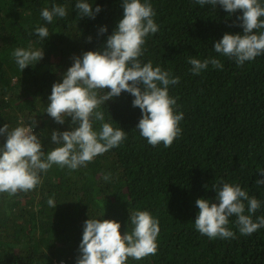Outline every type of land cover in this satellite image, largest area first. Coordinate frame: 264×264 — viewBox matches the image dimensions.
<instances>
[{
  "label": "trees",
  "instance_id": "16d2710c",
  "mask_svg": "<svg viewBox=\"0 0 264 264\" xmlns=\"http://www.w3.org/2000/svg\"><path fill=\"white\" fill-rule=\"evenodd\" d=\"M77 2L0 0V127L35 119L33 130L45 152L56 147L54 129L70 130L71 117L59 124L45 112L53 84L62 82L73 57L102 49L124 14L123 0H88L101 11L95 18L80 17ZM149 2L159 31L145 38L140 59L180 78L169 86V95L178 98L176 110L184 114L181 135L170 147L148 144L136 128L142 112L128 92L101 105L104 122L123 128L127 139L76 170L53 165L40 173L42 183L34 190L11 197L0 193V264H76L86 220H116L123 235L131 231L129 216L137 210L158 218V249L138 261L129 257L127 264H264V228L241 235L233 216L227 227L235 238L210 239L194 223L196 200L218 202L213 185L220 182L238 184L264 202V185L256 184L264 178L259 172L264 169V54L238 66L214 51L225 33H243L240 10L229 15L220 5L195 0ZM53 4L66 7L68 15L49 23L40 13ZM38 26L47 27L49 37L41 40ZM102 26L107 31L101 34ZM21 47L43 48V58L21 71L12 55ZM189 57H214L223 68L209 64L193 75ZM100 127L97 121L95 130ZM5 140L0 136V145ZM106 173L109 181L103 179ZM260 216L264 206L253 220Z\"/></svg>",
  "mask_w": 264,
  "mask_h": 264
},
{
  "label": "clouds",
  "instance_id": "9594fccd",
  "mask_svg": "<svg viewBox=\"0 0 264 264\" xmlns=\"http://www.w3.org/2000/svg\"><path fill=\"white\" fill-rule=\"evenodd\" d=\"M195 2L213 8L220 5L229 15L237 10L242 12L237 21L243 33H225L214 43L216 53L233 59L238 66L264 54V31H257L264 29L261 0ZM75 8L80 17L95 18L101 11L100 5L93 9L88 0H78ZM123 9V17L107 37L105 46L100 50L86 51L82 57H73L74 63L67 69L62 82L53 84L45 112L59 124L71 117L70 130L54 129L51 132V141L56 147L47 152L43 150L40 136L33 130L37 123L35 119L27 125L21 120L19 126L12 129L7 123L0 127V136L6 137L0 145V193L11 197L18 192L34 190L42 183L40 173H46L53 165L76 170L92 162L96 156L120 146L127 139L126 131L104 122L105 113L99 109L122 92L130 93L134 97L132 106L140 108L142 117L136 128L148 144L155 147L163 143L164 147H170L181 135L180 122L184 114L176 110L178 98L169 95V86L178 84L180 78L159 65L154 67L151 61L143 63L140 59L145 38L159 31L154 19L155 10L149 0H123ZM40 15L51 23L54 17H66L68 11L64 6L53 4L51 8H43ZM99 31L101 34L106 32L107 26H102ZM35 34L41 40L50 35L44 26L36 27ZM88 40L91 41V37ZM12 55L22 71L41 60L44 52L43 48L21 47ZM188 63L193 75L200 74L209 64L213 68H223L221 61L214 57L204 60L189 57ZM97 121L101 122L99 131L94 128ZM259 172L264 176V169ZM103 179L109 181L111 173H106ZM256 184L264 185V178L257 179ZM213 187L218 202L205 198L196 200L199 212L194 223L200 234L210 239H234L235 233L227 227L233 216L241 235H251L264 228V216L253 220V214L264 206V202L255 196L250 197L238 184L220 182ZM47 204L55 208L57 203L49 198ZM129 221L132 229L122 235L121 224L116 220H86L79 245L81 255L76 264H127L129 257L138 261L155 255L160 231L158 218L147 210H137L130 214Z\"/></svg>",
  "mask_w": 264,
  "mask_h": 264
}]
</instances>
